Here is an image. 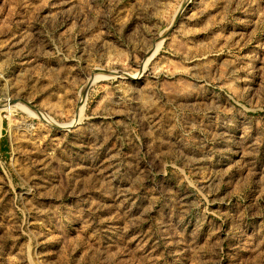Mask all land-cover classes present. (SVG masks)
I'll list each match as a JSON object with an SVG mask.
<instances>
[{"label": "rangeland", "instance_id": "374dc122", "mask_svg": "<svg viewBox=\"0 0 264 264\" xmlns=\"http://www.w3.org/2000/svg\"><path fill=\"white\" fill-rule=\"evenodd\" d=\"M0 104V264H264V0H0Z\"/></svg>", "mask_w": 264, "mask_h": 264}, {"label": "bare ground", "instance_id": "6f19581e", "mask_svg": "<svg viewBox=\"0 0 264 264\" xmlns=\"http://www.w3.org/2000/svg\"><path fill=\"white\" fill-rule=\"evenodd\" d=\"M5 108H6V107H5ZM5 108H4V107H3V108H0V112L3 111L2 109L5 110ZM12 108H14V106H13ZM6 109H8V111H9V109H11V108H6Z\"/></svg>", "mask_w": 264, "mask_h": 264}, {"label": "water", "instance_id": "95a60500", "mask_svg": "<svg viewBox=\"0 0 264 264\" xmlns=\"http://www.w3.org/2000/svg\"><path fill=\"white\" fill-rule=\"evenodd\" d=\"M85 94V93H84ZM2 107H4V105L3 104H0V108H2Z\"/></svg>", "mask_w": 264, "mask_h": 264}]
</instances>
